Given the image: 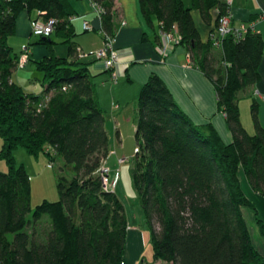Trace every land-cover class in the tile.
I'll list each match as a JSON object with an SVG mask.
<instances>
[{
  "label": "trees",
  "instance_id": "1",
  "mask_svg": "<svg viewBox=\"0 0 264 264\" xmlns=\"http://www.w3.org/2000/svg\"><path fill=\"white\" fill-rule=\"evenodd\" d=\"M92 2L102 10V29L114 36L116 0ZM139 3L148 27L177 30L180 44L214 86L233 138L225 143L213 126L207 133L195 126L158 75L142 87L134 185L151 231L154 264H264L242 209L258 213L239 176L243 171L250 188L264 198V128L258 104L251 107L254 135L244 128L239 109V94L261 81L263 36L249 29L242 37H227L219 47L211 40L204 44L192 10L210 25L213 10L219 16L230 12L226 0H192L191 8L184 0ZM34 11L43 22H56L51 35L40 36L41 44L53 45L56 36L69 45L68 58L55 56L52 49L35 62L44 74L41 95L26 94L12 82L19 57L8 45L20 15ZM75 17L68 0L0 2V158L8 166L0 172V264L125 261L128 217L99 175L109 149L106 116L95 97L91 64L80 61L73 41ZM47 147L55 155H46L62 158L74 177L60 175V200L44 201L32 211L31 179L14 153L24 149L38 156ZM257 221L264 237V223Z\"/></svg>",
  "mask_w": 264,
  "mask_h": 264
},
{
  "label": "crops",
  "instance_id": "2",
  "mask_svg": "<svg viewBox=\"0 0 264 264\" xmlns=\"http://www.w3.org/2000/svg\"><path fill=\"white\" fill-rule=\"evenodd\" d=\"M68 2L77 13V17L72 21L76 33H87L83 29L85 21L90 22L92 31L100 33L101 20L98 18L91 0H68ZM184 2L187 8L192 7V0H184ZM116 8L114 36L116 37L115 47L119 55V63L113 70L107 71L104 64L93 57H79L80 61L93 64V67H90V72L93 76L96 100L105 112V116L108 112L111 115L108 123L106 118V129H108L107 124L109 126V123L113 126L116 125L117 111L121 112L129 105L135 107L137 111L142 87L152 75H158L171 91L179 107L195 126L205 133L208 132L209 126H213L225 143H231L232 134L227 126L225 114L219 109L215 88L198 68L197 63L192 62L188 50L180 44L181 40L175 38L171 44L167 43L161 35L158 36L160 34L158 25L154 29L148 27L142 16L139 0H116ZM231 14L233 27L240 29L243 25H247L260 33L264 39V0H233ZM192 16L201 41L204 44L209 43L216 29L217 10L212 11L213 21L210 25L204 23L198 10H192ZM100 36H102L101 33ZM103 46L104 44L99 46L96 51L101 50ZM79 49L81 53H84L81 47ZM25 50L28 51L30 62H32L34 53L28 47ZM260 72L261 81L239 94V109L242 102L246 103L245 111L247 109V122L243 121L242 115L241 121L251 135L256 132L252 113L250 112V115L248 113V109L251 111L250 107L253 102L258 104L259 121L264 128V53ZM113 74L116 75L117 82H114ZM12 82L14 83L13 80ZM44 154L55 155V152L47 147ZM239 176L242 188L246 186L248 197L258 213L257 216L253 210L247 208L253 213L263 239H258L257 244L252 240V243L264 257V237L257 221L260 219V212L256 206L257 204L264 210V198L250 188L243 171ZM244 193L247 196L245 191ZM262 217L264 219V214ZM263 219L260 220L264 223ZM129 228L124 260L126 264H137L143 251V245L140 242L142 232L135 227L129 226Z\"/></svg>",
  "mask_w": 264,
  "mask_h": 264
},
{
  "label": "rangeland",
  "instance_id": "3",
  "mask_svg": "<svg viewBox=\"0 0 264 264\" xmlns=\"http://www.w3.org/2000/svg\"><path fill=\"white\" fill-rule=\"evenodd\" d=\"M93 5L95 10L100 9L95 4ZM38 20L42 22V19L38 17V12L34 11L31 14L28 12L22 13L17 20V29L15 34L10 36L8 39V45L13 49L14 54L19 57L18 66H20V61L23 56L27 57L26 63L23 66L18 67V69L13 73L12 80L16 85L21 87L26 94L35 95H41L44 91V74L37 70L35 62L40 61L44 56L50 55L52 49L55 56L66 59L68 58L69 48V45H67L63 39L56 36L52 37L54 41L53 45L41 44L39 42L41 37L33 35V24ZM31 25L32 27L30 28ZM164 34L167 35L166 33L160 31L161 37H163ZM73 41L84 50V53L87 54H93L99 46L104 44L100 33L96 31L83 34L76 33ZM26 47L30 48V50L34 53L32 62H30L31 58L28 51L25 50ZM90 67H93V64H91ZM245 104V102H242L240 112L243 116V121L247 122V109L245 111ZM250 112L251 111L248 109L249 115ZM110 116L109 112L106 113L107 123ZM116 118V125L114 124L113 126L109 123L108 126L107 124V132L110 138L109 149L108 156L102 162L101 168H107L108 166L111 168L112 173H119V182L114 193L117 194L119 199L124 204L129 226L131 228H138L142 232L140 242H142L143 251L137 264H141L142 262L143 264H154V249L151 231L146 226L144 211L134 185L136 154L140 152V142L136 139V108L129 105L121 112L117 111ZM1 146L2 140L0 138V150ZM14 158L17 165L24 166L30 176L32 211H34L36 207L44 201L57 202L60 200V194L58 191V178L60 175L67 179H72L74 177L73 171L65 167V161L62 158H56L53 160L44 153H41L38 156H32L24 149H18L14 153ZM7 171V164L0 158V172ZM243 190L247 194V199L251 202V199L248 197L249 194L246 186L243 187ZM256 206L260 212L259 218L263 219L262 216L264 214V210H262L257 204ZM242 213L251 232L252 240L255 244H257L258 239L262 238L256 225L254 215L247 208L242 209ZM29 218H32V214H30ZM30 231L31 230L29 229V232ZM124 263L126 264L125 261Z\"/></svg>",
  "mask_w": 264,
  "mask_h": 264
},
{
  "label": "built area",
  "instance_id": "4",
  "mask_svg": "<svg viewBox=\"0 0 264 264\" xmlns=\"http://www.w3.org/2000/svg\"><path fill=\"white\" fill-rule=\"evenodd\" d=\"M12 0H0V2H11ZM228 5L231 7L233 0H226ZM101 9V8H100ZM96 10L98 18L100 19L102 10ZM218 12V11H217ZM264 15V14H263ZM101 20V19H100ZM73 21V19H72ZM233 16L231 10L228 14L217 17L216 29L211 37V43L214 47H219L224 39L233 35L235 37H242L249 29L247 25H243L240 29L233 27ZM56 22L51 20L49 22H40L39 20L33 24V35L35 36H49L55 30ZM83 29L86 32L92 31L90 22L85 21ZM100 33L103 37L104 46L101 50L94 52L93 54L80 53V58H89L93 57L95 60L102 62L107 71L113 70L115 66L119 63V55L115 47L116 38L115 36L109 35L102 29ZM164 34L163 39L167 43H172L175 41V38H180L179 34L177 35V30ZM176 35V36H175ZM177 40V39H176ZM27 61V57L23 56L20 61V66H23ZM18 66V67H20ZM114 82H117L116 75L113 74ZM101 176L102 184L105 191L114 193L116 191L118 182H119V173H112L110 167H102L99 171ZM125 264V263H122Z\"/></svg>",
  "mask_w": 264,
  "mask_h": 264
}]
</instances>
